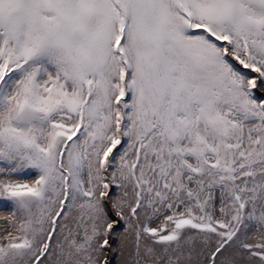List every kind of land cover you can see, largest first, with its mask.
Returning a JSON list of instances; mask_svg holds the SVG:
<instances>
[{
	"label": "snow or ice",
	"instance_id": "snow-or-ice-1",
	"mask_svg": "<svg viewBox=\"0 0 264 264\" xmlns=\"http://www.w3.org/2000/svg\"><path fill=\"white\" fill-rule=\"evenodd\" d=\"M0 264H264V0H0Z\"/></svg>",
	"mask_w": 264,
	"mask_h": 264
}]
</instances>
